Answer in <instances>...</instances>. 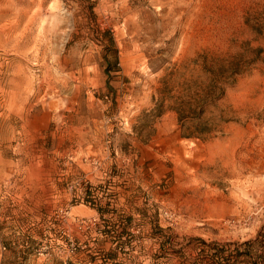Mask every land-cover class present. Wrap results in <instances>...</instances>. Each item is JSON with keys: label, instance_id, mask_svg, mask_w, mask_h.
Instances as JSON below:
<instances>
[{"label": "rangeland", "instance_id": "rangeland-1", "mask_svg": "<svg viewBox=\"0 0 264 264\" xmlns=\"http://www.w3.org/2000/svg\"><path fill=\"white\" fill-rule=\"evenodd\" d=\"M261 232L264 0H0V264Z\"/></svg>", "mask_w": 264, "mask_h": 264}, {"label": "trees", "instance_id": "trees-1", "mask_svg": "<svg viewBox=\"0 0 264 264\" xmlns=\"http://www.w3.org/2000/svg\"><path fill=\"white\" fill-rule=\"evenodd\" d=\"M202 242L204 246L201 249L203 257L200 264H264L263 232L256 239L243 242Z\"/></svg>", "mask_w": 264, "mask_h": 264}]
</instances>
